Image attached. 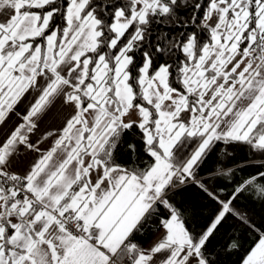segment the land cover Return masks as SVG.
<instances>
[{"label": "snow or ice", "instance_id": "obj_1", "mask_svg": "<svg viewBox=\"0 0 264 264\" xmlns=\"http://www.w3.org/2000/svg\"><path fill=\"white\" fill-rule=\"evenodd\" d=\"M0 264H264V0H0Z\"/></svg>", "mask_w": 264, "mask_h": 264}]
</instances>
